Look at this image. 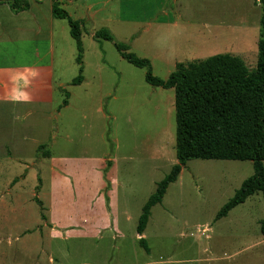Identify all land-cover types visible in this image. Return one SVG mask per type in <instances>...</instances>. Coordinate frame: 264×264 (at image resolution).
I'll return each mask as SVG.
<instances>
[{
  "label": "rangeland",
  "instance_id": "1",
  "mask_svg": "<svg viewBox=\"0 0 264 264\" xmlns=\"http://www.w3.org/2000/svg\"><path fill=\"white\" fill-rule=\"evenodd\" d=\"M121 1L142 21L154 1L165 0ZM259 2L170 0L169 25L132 23L113 43L83 33L81 86L72 85L80 75L78 50L62 22L54 103L43 119L44 130L50 123L47 150L35 160L29 147L17 152L22 163L8 161L7 118L0 116V264H264L261 193L217 220L254 175L251 162H188L138 235L144 206L178 164L175 91L147 84L146 70L115 47L128 45L162 81L180 65L223 55L253 71Z\"/></svg>",
  "mask_w": 264,
  "mask_h": 264
},
{
  "label": "trees",
  "instance_id": "2",
  "mask_svg": "<svg viewBox=\"0 0 264 264\" xmlns=\"http://www.w3.org/2000/svg\"><path fill=\"white\" fill-rule=\"evenodd\" d=\"M259 4L262 10L261 39L258 64L253 71L239 58L223 55L197 64L180 65L167 81H162L153 76L148 60L130 53L128 45L115 44L122 59L146 70L147 84L175 91L178 164L159 183L155 194L144 206L137 229L139 236H143L147 229L152 209L162 204L169 187L178 181L190 161L253 163L254 175L243 183L234 198L221 210L217 220L227 217L259 193L264 200V0H260ZM0 5H8L15 14L30 9L29 0H0ZM53 16L67 21L70 35L76 43L80 75L72 85L79 86L84 80L82 34L85 24L73 20L59 0H53ZM95 39L114 42L107 30L97 32ZM67 105L66 100L63 106ZM45 150L47 147L39 148V156ZM44 155V158L50 157L48 151ZM261 234L264 236V220L261 222ZM140 243L145 245V240Z\"/></svg>",
  "mask_w": 264,
  "mask_h": 264
},
{
  "label": "crops",
  "instance_id": "3",
  "mask_svg": "<svg viewBox=\"0 0 264 264\" xmlns=\"http://www.w3.org/2000/svg\"><path fill=\"white\" fill-rule=\"evenodd\" d=\"M59 1L73 20L84 22L83 33L95 41V34L101 30L114 37L123 34L121 31L132 23L165 26L172 20L170 0L154 1L150 5L152 11L142 21L131 2ZM29 3L30 9L19 14L8 5H0V116L7 118L3 142L9 151L7 160L19 163L25 156L17 152L30 147L34 151L32 158L37 160L39 148L46 147L50 123L44 130L43 119L48 118L46 115L53 108L56 92L57 39L67 33L62 23L67 21L53 16V0H29ZM68 107L69 104L64 109ZM29 120H32L30 129L35 130L31 138L27 133Z\"/></svg>",
  "mask_w": 264,
  "mask_h": 264
}]
</instances>
